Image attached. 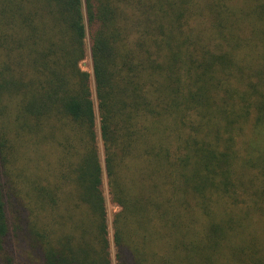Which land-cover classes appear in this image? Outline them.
<instances>
[{"label": "trees", "instance_id": "obj_1", "mask_svg": "<svg viewBox=\"0 0 264 264\" xmlns=\"http://www.w3.org/2000/svg\"><path fill=\"white\" fill-rule=\"evenodd\" d=\"M13 245L264 264V0H0V264Z\"/></svg>", "mask_w": 264, "mask_h": 264}, {"label": "rangeland", "instance_id": "obj_2", "mask_svg": "<svg viewBox=\"0 0 264 264\" xmlns=\"http://www.w3.org/2000/svg\"><path fill=\"white\" fill-rule=\"evenodd\" d=\"M80 66L82 69L84 70H89L90 71V67H91V62H90V59L88 56H86L81 62H80ZM107 211H108V220L110 221V215H111V212L116 210V206L112 203H110L108 200H107ZM16 242V241H14ZM13 249H14V252H13V264H16V263H19V257L17 256L18 254V248L16 246L13 245Z\"/></svg>", "mask_w": 264, "mask_h": 264}]
</instances>
